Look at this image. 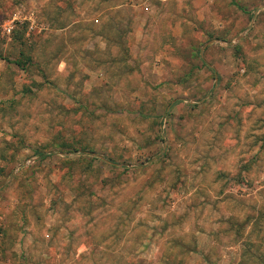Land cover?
<instances>
[{
	"label": "rangeland",
	"instance_id": "obj_1",
	"mask_svg": "<svg viewBox=\"0 0 264 264\" xmlns=\"http://www.w3.org/2000/svg\"><path fill=\"white\" fill-rule=\"evenodd\" d=\"M0 264H264V0H0Z\"/></svg>",
	"mask_w": 264,
	"mask_h": 264
},
{
	"label": "trees",
	"instance_id": "obj_2",
	"mask_svg": "<svg viewBox=\"0 0 264 264\" xmlns=\"http://www.w3.org/2000/svg\"><path fill=\"white\" fill-rule=\"evenodd\" d=\"M106 41L110 42L109 40H106ZM199 59L201 60V63H202L203 66L208 67V64L204 61L203 58H201V57L199 56ZM15 65L19 66L18 62H16ZM38 155H39L41 158L46 157V154H42V153L39 154V153H38Z\"/></svg>",
	"mask_w": 264,
	"mask_h": 264
},
{
	"label": "crops",
	"instance_id": "obj_3",
	"mask_svg": "<svg viewBox=\"0 0 264 264\" xmlns=\"http://www.w3.org/2000/svg\"><path fill=\"white\" fill-rule=\"evenodd\" d=\"M145 10H146V8H145ZM138 24H139V25H141L140 27H142V26L144 25V23H143V22H139ZM140 27H139V28H140ZM136 32L138 33V29H137V31H136ZM103 40H104V39H103ZM104 41H105V40H104ZM105 44L107 45L106 41H105Z\"/></svg>",
	"mask_w": 264,
	"mask_h": 264
}]
</instances>
